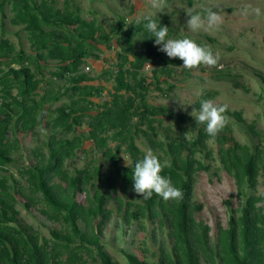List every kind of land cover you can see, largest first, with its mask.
Wrapping results in <instances>:
<instances>
[{"label":"trees","instance_id":"1","mask_svg":"<svg viewBox=\"0 0 264 264\" xmlns=\"http://www.w3.org/2000/svg\"><path fill=\"white\" fill-rule=\"evenodd\" d=\"M73 2L65 0L59 6L58 0H0V264H88L89 259L92 264H120L102 242L105 225L113 214L108 205L119 186L122 195L115 198L116 210H123L125 223L147 220L155 225L157 221L161 228L166 227L171 242L170 250L164 242L159 244L155 261L123 252L128 264H264V213L257 206L264 203V195L254 194L259 176L264 177L263 150L259 145L252 149L240 145L227 124L212 138L205 131L206 125L197 124L186 114L148 105L150 91L166 95L160 88L162 77H170L172 69L181 67L183 61L157 51L155 38L144 27L147 19L126 23L121 17L107 32L98 18L81 17ZM6 7L13 13L11 25L21 26L27 34L30 53L22 47L16 50L4 37ZM153 20L158 25H171L167 14ZM98 46L117 48L114 69L107 72L112 89L100 106L91 98L100 97L104 88L91 85L93 78L81 70L87 60L99 59ZM146 65L154 67L149 83L143 74ZM257 76L264 83V76ZM212 97L204 93L201 99ZM57 101L63 102L53 108ZM94 110L96 114H90ZM224 115L245 125L241 112H230L227 107ZM163 119L173 126L163 128L165 135L157 140ZM189 121L196 134L186 139ZM248 126L249 133L259 136L254 125ZM42 127L46 135L41 133ZM16 132L44 136L42 147L33 149L34 164L18 165L14 159L19 150ZM141 135L153 152L161 153L157 154L160 161L170 165L161 175L170 177L182 190V199L164 200L153 193L146 200L133 191L134 165L144 156L136 145ZM209 140L218 144L220 165L245 198L237 218L229 200L223 201L230 214L226 228L217 224L214 242L210 226L195 220L202 204L193 200L196 175L210 169L197 158ZM85 142L92 143L91 150L84 148ZM88 153L101 154L107 167L104 174L103 165L95 158L76 169V161L81 155L87 159ZM123 154L130 160L127 167ZM211 155V151L205 153L206 158ZM12 168L19 179L11 173ZM128 192L130 198L125 199ZM82 193L87 205L77 201ZM23 198L26 210L35 202L42 203L40 214L59 222L62 229L50 231L47 239L26 224L17 209ZM140 229H144L142 224Z\"/></svg>","mask_w":264,"mask_h":264},{"label":"rangeland","instance_id":"2","mask_svg":"<svg viewBox=\"0 0 264 264\" xmlns=\"http://www.w3.org/2000/svg\"><path fill=\"white\" fill-rule=\"evenodd\" d=\"M58 1L60 6L65 0ZM73 1V4L80 9L81 17L85 19L98 18L107 32L111 24L121 17H125L126 23H131L145 20L146 17L161 20V16L167 14L171 24L167 27L175 31L174 33H169L168 31V34H171L169 38L188 37L196 43L202 44V46H211L213 53L219 54L217 66L207 67L201 65L193 69H186L183 66L173 68L170 77H162V83L160 84L161 90L166 95L152 90L147 96V101L153 106L169 107L177 113L186 114L189 118L195 120L189 113L196 108V103L204 93L212 94L211 100L217 105H227L230 112H241L242 114L245 125L237 123L233 117L226 116L228 118L227 126L234 140L240 145L248 146L251 149L259 145L260 150H263L264 154V83L261 81L260 76H257V73L264 76V0H164L162 9H153L150 5V0ZM246 4L259 7L261 15L256 16L252 13L247 16L242 15V9ZM206 7H211L213 11L220 12L223 17L222 24L210 31L203 29L196 32L190 31L186 26V12L192 10L193 14L202 13L203 8ZM5 11L6 18L3 20L4 37L9 39L16 50L22 47L25 51H30L26 38L27 34L22 31L21 26L14 27L11 25L10 20L13 18V13L9 11V7H6ZM89 11L94 13H89ZM208 38L212 41H209ZM98 48L101 50L98 55L103 60L101 62L102 66L104 68H113L116 63L117 48L108 49L109 51L101 46H98ZM156 49L161 52L159 51V46H156ZM161 53L166 55V53ZM106 63L108 65H105ZM89 68L91 69L90 66L85 67L84 71L88 72ZM153 68L150 65L145 67L143 74L147 78L148 83L150 82V74ZM169 85L173 86L171 90L168 89ZM103 88L104 92L100 97H94V102L103 103L107 101L105 97L108 96L110 89H108L107 85H104ZM57 104L59 105L60 101ZM161 123L163 126L159 130L160 136L156 137L157 140L163 139L165 135L163 128L173 126V123H170L167 119H163ZM191 123L189 121L185 125L189 137L196 134L191 127ZM249 124L254 125V129L259 136L249 133ZM172 130L177 132L175 127ZM14 135L19 143V150L14 154L17 164H34L33 149L35 146L42 147L41 142L45 140L44 136L39 135L35 138L31 134L23 135L21 132H16ZM8 137L13 138L10 133H8ZM38 138L39 140H37ZM110 145L113 147L115 143L111 142ZM136 145L143 154L151 149L149 143L142 135L136 138ZM84 148L91 150L92 143L85 142ZM218 149V144L213 140H209L207 141L206 149L197 155V158L203 163L209 164L210 169L207 172H200L196 175L193 195V200L202 204L201 211L196 212L194 218L197 222H203L210 226V239L213 242L215 241L217 224L227 227L230 211L223 204V201L229 200L231 207L235 209L234 215L237 218L241 215L240 209L245 200L244 195L237 193L233 179L223 171L218 159ZM207 151L212 152L211 158L205 157ZM153 153L155 155L161 154L159 151ZM122 157L126 158L127 164H130V160L125 154ZM93 158L100 166L103 165L101 174H104L107 167L102 163L100 153H88L87 159H85L84 155H81L75 163L76 169H82ZM123 163L126 164L124 159ZM73 171L71 170L72 173ZM11 173L19 179L15 168H12ZM55 182H57V179ZM118 184L119 182H117ZM27 194L28 192L25 193V195ZM254 194L256 196L264 195L263 176H259L258 186ZM121 195L122 187L119 186L108 205L109 209L113 208V214L103 231L102 242L105 246V251L114 261L120 264H128L123 252L133 254L146 261H155L159 244L164 242L168 250L171 248V242L167 234L168 230L166 227L161 228L157 221L155 225H152L147 220L132 221L126 224L123 219V210H116L115 198ZM128 198H130L129 192L125 196V199ZM23 199L22 203L17 205V209L26 224L32 226L34 230H37L47 239H50V231H60L62 229L59 222L51 221L40 214V211L44 210L42 203L35 202L29 210H26L24 204L27 200ZM77 201L82 205H87L84 193L77 195ZM257 206L262 207L264 213V203ZM79 224L82 227L83 224L81 222ZM140 224L144 226L143 230L140 229ZM154 228H156V231L153 233ZM143 250L146 251L143 252ZM88 264H92L90 259Z\"/></svg>","mask_w":264,"mask_h":264},{"label":"clouds","instance_id":"3","mask_svg":"<svg viewBox=\"0 0 264 264\" xmlns=\"http://www.w3.org/2000/svg\"><path fill=\"white\" fill-rule=\"evenodd\" d=\"M150 5L153 9H162L164 7V0H150ZM250 13L259 16L261 15V9L253 7L251 4L244 5L242 15L247 16ZM186 14V26L192 32L201 29L210 31L217 28L223 22L220 12L213 11L211 7L203 8L202 13L197 12L193 14V11L189 10ZM146 19L148 22L144 27L155 38L154 45L159 46V51L166 53L169 58H179L182 60L184 68L193 69L201 65L207 67L218 65L219 54H214L211 46H201L188 37L167 38L169 31L167 26L158 25L150 17H146ZM199 105V109L194 108L189 115L195 119L197 124L206 125L205 131L208 136L215 138L227 124L228 118L224 115L227 111V105H217L211 99H200ZM36 119H40L39 114ZM40 131L42 134H47L43 127ZM184 136L186 139H189L187 132L184 133ZM123 159L127 167V160L126 158ZM169 166L167 161L161 162L151 149L147 150L143 158L139 159L134 165L133 175L131 176L134 181L133 191L146 200L151 199L153 193L164 200L182 199V190L172 184L170 177L161 175L163 169Z\"/></svg>","mask_w":264,"mask_h":264},{"label":"crops","instance_id":"4","mask_svg":"<svg viewBox=\"0 0 264 264\" xmlns=\"http://www.w3.org/2000/svg\"><path fill=\"white\" fill-rule=\"evenodd\" d=\"M30 48V47H29ZM102 48H104V47H102ZM29 53L31 52V51H28ZM103 60L102 59H97V60H95V59H89V60H87V65H84L83 67H82V73H85V74H87L89 77H91V78H93L92 79V81H90V84L91 85H93L94 87H103L104 85H107V87H108V89H110V91H111V89H112V79H111V77L110 76H108L107 75V72L109 71H111L112 69H114V68H112V67H103L102 66V62ZM93 62H94V64H93ZM91 63H92V65H91ZM105 65H108V63H106ZM91 67V69L89 68V71L88 72H85L84 70H85V67ZM112 68V69H111ZM91 74V75H90ZM84 84V83H83ZM104 92V91H103ZM108 96L107 97H105V99L106 100H108ZM91 100L93 101L94 100V98H91ZM63 101H60V104L62 103ZM94 102V101H93ZM58 103V101L57 102H55L53 105H52V107L53 108H55V105H56V107H58V106H60V104L58 105L57 104ZM95 104H96V106H98L97 104H99V106L101 105V103H97V102H94ZM148 104H150V103H148ZM151 105V104H150ZM96 108V107H95ZM90 114H96V111L94 110L93 112H91ZM85 130H87V128H85Z\"/></svg>","mask_w":264,"mask_h":264}]
</instances>
